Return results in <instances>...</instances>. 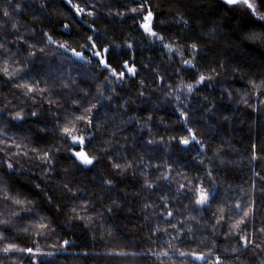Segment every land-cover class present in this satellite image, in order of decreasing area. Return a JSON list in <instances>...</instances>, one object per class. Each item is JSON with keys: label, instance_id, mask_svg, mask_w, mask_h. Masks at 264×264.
Segmentation results:
<instances>
[{"label": "trees", "instance_id": "1", "mask_svg": "<svg viewBox=\"0 0 264 264\" xmlns=\"http://www.w3.org/2000/svg\"><path fill=\"white\" fill-rule=\"evenodd\" d=\"M258 17L0 0V264H264Z\"/></svg>", "mask_w": 264, "mask_h": 264}, {"label": "snow or ice", "instance_id": "2", "mask_svg": "<svg viewBox=\"0 0 264 264\" xmlns=\"http://www.w3.org/2000/svg\"><path fill=\"white\" fill-rule=\"evenodd\" d=\"M226 3L228 4H236V3H240L242 5H246L248 9H252L253 13H255L256 11V6L254 3L250 2V0H225ZM79 10V9H78ZM145 21L147 23H145L143 25V27L147 30V31H151L150 28V22H151V13L148 14V16H146ZM258 19L260 20H264V16H259ZM129 72H134V69L129 68L128 69ZM121 75H123V73H121ZM203 79V78H202ZM64 132L66 135H71V130L68 128L64 129ZM72 141L73 144H83L84 143V138L83 137H76V136H72ZM184 143H188L187 140L184 141ZM75 155L85 164H91L92 160L88 158L87 154L83 151L77 152L75 153ZM9 167H11V165H9ZM208 199L207 193H205L204 191H201L200 193V199L197 201V203L203 204L206 202V200ZM5 251H8V249H5ZM29 251H31L29 249ZM166 255V253H165ZM202 257H197V259H201Z\"/></svg>", "mask_w": 264, "mask_h": 264}, {"label": "rangeland", "instance_id": "3", "mask_svg": "<svg viewBox=\"0 0 264 264\" xmlns=\"http://www.w3.org/2000/svg\"><path fill=\"white\" fill-rule=\"evenodd\" d=\"M250 2H252V3H254V1L253 0H250ZM255 4V3H254ZM232 5H236V6H240V7H244V8H247V6L246 5H242V4H240V3H236V4H232ZM248 9V8H247ZM250 11H251V13H253V10L252 9H249ZM254 14V16L255 17H258V16H256V15H258V13H257V11H255V13H253ZM129 69V68H128ZM133 69V68H132ZM129 72V71H128ZM129 73H133V72H129ZM8 117V116H7ZM13 122H18L19 121V118H15L14 120H12ZM75 145H77V146H79V147H81V145L82 144H75ZM78 152H80V151H78ZM75 153H77V151H75V152H73V154L75 155ZM76 156V155H75ZM76 158L78 159V161H80L82 164H84L85 166H88L89 164H85V163H83L77 156H76ZM207 201V200H206ZM206 203V202H205ZM205 203H203V204H200L199 203V205H204ZM41 253V254H40ZM40 253H37V255L34 257V260H35V263H37L38 261H37V258H39V259H44V258H46V259H49V258H51V255H49V254H45V253H43V252H40Z\"/></svg>", "mask_w": 264, "mask_h": 264}]
</instances>
